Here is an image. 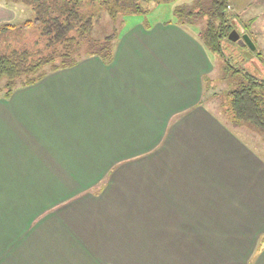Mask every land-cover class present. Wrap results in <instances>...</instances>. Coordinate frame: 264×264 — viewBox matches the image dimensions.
Wrapping results in <instances>:
<instances>
[{
    "label": "crops",
    "instance_id": "0c3cea01",
    "mask_svg": "<svg viewBox=\"0 0 264 264\" xmlns=\"http://www.w3.org/2000/svg\"><path fill=\"white\" fill-rule=\"evenodd\" d=\"M145 24L0 98V264H264V158L204 103L199 35Z\"/></svg>",
    "mask_w": 264,
    "mask_h": 264
},
{
    "label": "trees",
    "instance_id": "16d2710c",
    "mask_svg": "<svg viewBox=\"0 0 264 264\" xmlns=\"http://www.w3.org/2000/svg\"><path fill=\"white\" fill-rule=\"evenodd\" d=\"M3 1L7 6H27L33 13L32 18L20 24H0V98L9 99L17 89L35 85L50 73L74 67L88 57L96 56L111 63L120 34L115 24L112 33L93 36L95 22L100 21L102 13L116 23L119 16L146 14L144 4L150 1L161 4L175 0H0V3ZM230 5L229 0H195L192 6H178L174 12L176 23L188 29L197 28L204 46L229 68L223 43L232 42L229 35L235 29ZM254 54L264 65V55L260 51ZM244 76L246 81L226 94L225 123L233 129L251 127L264 136V78L258 79L248 72Z\"/></svg>",
    "mask_w": 264,
    "mask_h": 264
},
{
    "label": "rangeland",
    "instance_id": "374dc122",
    "mask_svg": "<svg viewBox=\"0 0 264 264\" xmlns=\"http://www.w3.org/2000/svg\"><path fill=\"white\" fill-rule=\"evenodd\" d=\"M195 0H175L169 3L155 4L153 1L145 3L148 9L146 14H136L119 16L114 23L106 13H102V18L95 22L93 36H105L113 32L115 24L118 26L119 34L124 33L136 24L154 23L156 21H174L178 18L174 12L176 7L192 6ZM230 14L235 17L232 22L235 29L240 34V40L236 43L224 42L225 57L231 67H226V63L216 54L208 50L209 56L214 64V69L205 81L204 103L210 107L225 122L224 106L226 94L246 81L244 73L248 72L258 79L264 78V65L254 54L260 51L264 55V0H229ZM5 5V1L1 2ZM0 3V4H1ZM15 5V6H14ZM10 8L15 9L16 18L10 20L14 24H20L26 19L32 18L33 13L27 6L22 4H11ZM146 25V24H145ZM196 35L199 34L197 28L189 26ZM233 31V30H232ZM231 31V32H232ZM252 53V55H250ZM236 68L240 71L236 72ZM209 81V82H208ZM235 132L247 142L262 158H264V136L256 132L253 128L234 129ZM143 253V251H141ZM138 264H144L141 261Z\"/></svg>",
    "mask_w": 264,
    "mask_h": 264
},
{
    "label": "water",
    "instance_id": "95a60500",
    "mask_svg": "<svg viewBox=\"0 0 264 264\" xmlns=\"http://www.w3.org/2000/svg\"><path fill=\"white\" fill-rule=\"evenodd\" d=\"M240 34L236 31V30H233L230 35H229V39L232 41V42H238L240 40Z\"/></svg>",
    "mask_w": 264,
    "mask_h": 264
}]
</instances>
